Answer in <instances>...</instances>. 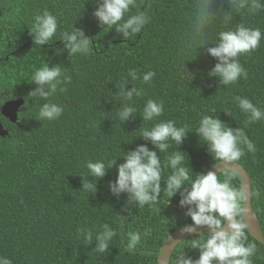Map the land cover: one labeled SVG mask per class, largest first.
I'll return each instance as SVG.
<instances>
[{
    "label": "trees",
    "instance_id": "16d2710c",
    "mask_svg": "<svg viewBox=\"0 0 264 264\" xmlns=\"http://www.w3.org/2000/svg\"><path fill=\"white\" fill-rule=\"evenodd\" d=\"M98 2L0 0V110L4 101L23 97L20 116L29 126L18 138L0 142V256L10 259L12 264H98L101 255L93 249L95 242L80 244L77 230L94 233L96 227L101 230L107 223L116 232L109 248L115 247L121 236L137 225L150 228L151 236L147 238L146 250L138 245L135 251L111 255L106 264H157L164 240L181 226L192 223L185 215L187 209L179 204L180 193L170 197L163 192V180L172 170L163 168L158 204L138 207L134 202L126 203V193L117 197L110 191L108 184L117 176L115 165L96 182L89 177L85 163L88 160L107 163L122 156L123 151L145 143L156 150L150 142L137 137L140 127L151 128L159 120H173L178 127L187 126L190 131L180 145V150L186 153L182 166H188L189 157L187 186L198 173L210 170L216 162L207 144L194 133L203 115L218 114L228 126L244 127L254 142L256 152L245 149V155L237 162L252 177L254 207L264 232V120L247 124V114L234 101L235 96L247 97L264 110V38L257 50L238 57L248 73L246 79L228 86L212 79L217 86H209L203 84L211 70L209 55L195 57L196 46L188 47L185 43L193 0H137L128 15L144 11L149 20L140 33L127 38L115 26L100 25L93 15ZM221 7L230 10L226 0L223 4L215 0L213 10ZM44 10L56 16L58 29L49 44L37 46L29 27L33 17ZM238 23L259 27L264 32V11L233 13L227 25L216 21L207 32L206 42L213 43L218 31L234 28ZM73 27L83 30L92 41L89 54L68 56L67 50H63V42L58 40L61 32L73 31ZM151 33L155 46L149 48ZM200 54L198 48L196 56ZM45 62L50 67L60 64L71 77V82L65 85L67 91H58L51 98L64 108L61 117L53 121L39 119L43 101L29 96L37 87L31 82L32 74ZM130 69L137 70L141 79L132 81L128 76ZM148 71L155 72V76L150 83H143L142 75ZM125 82L126 90L134 85L144 94L133 97L136 115L122 123L118 107L128 102L118 90ZM149 98L163 101L165 111L153 121H142L140 116ZM177 150L178 146L172 143L167 153H161L162 165L166 164V156ZM123 162L122 157L117 159V164ZM226 171L218 174L221 181ZM83 177L84 183H91L93 188H82ZM232 184L239 186L240 176ZM238 219L245 222L244 215ZM245 231L247 242L255 243L257 248L251 257L253 264H264V244ZM192 238L196 235L180 243L172 260L180 251L198 258L199 250L188 247ZM184 247L186 252L182 250Z\"/></svg>",
    "mask_w": 264,
    "mask_h": 264
},
{
    "label": "clouds",
    "instance_id": "9594fccd",
    "mask_svg": "<svg viewBox=\"0 0 264 264\" xmlns=\"http://www.w3.org/2000/svg\"><path fill=\"white\" fill-rule=\"evenodd\" d=\"M136 2L137 0H99L93 15L101 26L107 25L109 28L115 26L116 31L121 33L123 38H127L140 33L149 20L144 11L128 15L130 9L136 7ZM214 2L215 0H193L192 20L185 43L188 47L196 46V51L200 48V55L196 56V51L193 52L195 57L199 58L207 53L212 61L211 70L203 84L217 86L216 83H218L228 86L242 78H247L248 73L239 62L238 57L257 50L262 38H264V32L259 27L251 28L243 23H238L234 28L218 31L214 42L211 44L206 42L207 32L216 21H221L227 25L232 21L233 13L239 14L242 10H247L250 14H256L259 11H264V0H226L230 6L229 11L223 10L222 7L213 10ZM220 2L223 4L225 0H220ZM126 15L127 19H125ZM29 29L35 45L49 44L48 42L57 33L58 21L51 12L44 10L33 17ZM73 29L70 32H61L58 40L63 42V50H67L68 56L77 53L89 54L92 41L84 34L83 30L74 27ZM154 46L155 40L151 33L149 48ZM128 76L132 81L141 79L135 69H130ZM154 76L155 72L148 71L142 75V82L150 83ZM31 82H34L37 87L29 93V96L43 101L39 106V119L48 121L59 119L64 108L53 102L51 98L58 91L61 93L67 91L65 85L71 82V77L65 74L60 64L50 67L49 63L45 62L33 72ZM127 85L128 83L125 82L118 90V94L128 102L118 107L117 115L122 123L136 115L137 109L131 103L133 97L144 94L142 89L134 85L131 89L126 90ZM11 100H22V104L17 108L16 117L13 119L2 113L5 103ZM234 101L239 109L247 114V124L264 120V110L253 104L249 98L235 96ZM24 103L23 97L4 101L0 110L3 116V119L0 120V142L18 138L29 128L20 116ZM164 111L163 101L158 102L149 98L144 104L140 117L142 121H153L161 117ZM212 111L215 112L216 110L213 109ZM140 128L142 130L137 137L150 142L156 150H151L148 143H145L138 145L134 150L123 151L122 156L113 157L107 163L103 160L95 162L88 160L85 167L89 172V177L95 178L97 182L98 179L106 175L108 169L115 165L117 168L116 179L108 184L112 194L119 197L122 193H126V203L134 202L138 207L145 205L153 207L158 204L162 192L163 168H170L171 174L166 180H163L165 183L163 192H166L170 197L179 192L181 196L179 204L187 209L185 215L190 217L192 221L191 224H185L178 230L182 235L195 233L196 229L201 226H206L210 230L205 237H200L197 233L196 238L189 239L188 247L199 250L198 258L186 256L180 251L175 254L172 260L180 242L173 252L172 264H253L251 257L257 252L256 244L247 242L248 236L245 231V229L248 230L247 225L242 219H238L243 215L241 204L243 205V202L249 198V192L244 184L239 186L232 184V180L240 175L239 171L234 167L223 169L227 171L224 173L223 181H221L218 178L220 172L217 174V172L208 170L205 173H198L185 186V182L190 180V165L188 157V166H182L186 153L180 150V145L190 132L187 126L178 127L173 120H159L151 128L142 126ZM194 133L200 137L203 143L207 144L208 152L216 162L220 161L226 164L237 162L245 155V149L250 153H255L257 150L244 127L234 129L222 122L218 114L201 116ZM169 141L178 146L179 150L167 155L166 164L162 165L160 154L167 153L168 149L172 147V143ZM120 157L123 158L124 162L117 164V159ZM82 188L90 189L93 188V185L84 183L83 177ZM254 194L255 191L252 188L253 206ZM257 216L258 221H260L259 213ZM122 226H124L123 223ZM259 226L263 232L261 224ZM99 228V226L96 227L94 233L87 229L77 230L80 244L90 245L95 242L93 249L101 255L98 264H106L113 254L125 250L135 251L138 245L142 250H146L147 238L151 236L150 228L137 225L121 236V240L115 247L109 248L110 241L116 232L107 223L102 225L101 230ZM163 244L158 252L157 264ZM182 250L186 252L185 247ZM0 264H12V261L7 257L0 256Z\"/></svg>",
    "mask_w": 264,
    "mask_h": 264
},
{
    "label": "water",
    "instance_id": "95a60500",
    "mask_svg": "<svg viewBox=\"0 0 264 264\" xmlns=\"http://www.w3.org/2000/svg\"><path fill=\"white\" fill-rule=\"evenodd\" d=\"M22 104V100L18 101H8L5 103V105L2 108V113L9 117L10 119H13L16 117V111L17 108ZM229 167L236 168L241 177V184H244L247 186L248 192H249V198L243 202V215L245 217L246 225L250 233L257 238L261 243L264 244V233L260 229V226L258 224V216L253 211V197H252V178L250 173L247 171V169L239 162H231L230 164H226L225 162H216L212 165L209 171L217 172V174L223 170L228 169ZM210 230L206 226H201L196 229L195 233H185L181 234L179 230L174 231L171 233V235L165 240L162 249L160 251V256L158 260V264H165L167 261V264H170L173 252L176 248V246L182 242L185 238L190 237L194 234H203L208 233Z\"/></svg>",
    "mask_w": 264,
    "mask_h": 264
},
{
    "label": "bare ground",
    "instance_id": "6f19581e",
    "mask_svg": "<svg viewBox=\"0 0 264 264\" xmlns=\"http://www.w3.org/2000/svg\"><path fill=\"white\" fill-rule=\"evenodd\" d=\"M242 165H243V164H242ZM243 166H244V165H243ZM244 167H245V166H244ZM245 168H246V167H245ZM247 171H248V170H247ZM248 172H249V171H248ZM249 173H250V172H249ZM253 211H254L255 214H257L256 211H255V207L253 208ZM244 220H245V217H244ZM245 223H246V221H245ZM258 224L260 225V221H258ZM194 235H197V234H194ZM192 236H193V235H192Z\"/></svg>",
    "mask_w": 264,
    "mask_h": 264
}]
</instances>
